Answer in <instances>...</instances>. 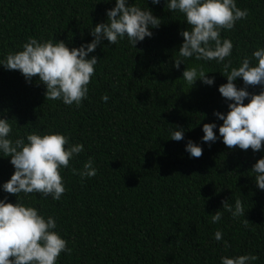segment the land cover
<instances>
[{
    "label": "trees",
    "instance_id": "16d2710c",
    "mask_svg": "<svg viewBox=\"0 0 264 264\" xmlns=\"http://www.w3.org/2000/svg\"><path fill=\"white\" fill-rule=\"evenodd\" d=\"M236 2L248 16L221 32L234 45L226 58L233 66L264 46V0ZM129 3L150 8L161 24L136 48L126 39L118 45L104 40L89 54L98 64L80 107L46 101L38 77L29 82L0 65V116L10 120L13 138L59 132L84 145L61 172L66 191L59 201L38 193L20 198L56 219L71 249L57 264H220L222 256L249 253L258 257L253 264H264V190L251 172L264 151L230 149L222 137L202 140L205 123H216L219 137L223 121L214 113L229 111L218 90L227 83L222 65L193 58L177 69L180 33L188 28L184 16L168 11L165 0ZM114 7L115 0H0V59L21 50L29 37L70 48L90 43V28L107 22L106 11ZM196 65L212 72L214 85L198 80L189 89L182 74ZM235 83L245 86L242 78ZM247 90L258 94L261 88ZM175 127L184 130L183 140L171 139ZM189 140L202 146L199 158L185 150ZM90 158L97 174L82 181L71 169H82ZM10 160L0 157V199L15 204L17 197L2 189L15 171ZM237 199L245 216L233 219L223 204L234 207ZM216 211L222 219L212 223ZM217 230L221 241L214 239Z\"/></svg>",
    "mask_w": 264,
    "mask_h": 264
},
{
    "label": "clouds",
    "instance_id": "9594fccd",
    "mask_svg": "<svg viewBox=\"0 0 264 264\" xmlns=\"http://www.w3.org/2000/svg\"><path fill=\"white\" fill-rule=\"evenodd\" d=\"M159 5L161 0H151ZM170 12H179L188 25L180 35L184 38L179 48V59L175 67L188 59L196 61H215L222 65L220 72L227 78V83L219 87V92L230 103L227 114L219 111L214 115L223 121L219 126V137L214 129L216 123L203 125V142L214 143L222 137L228 148H251L254 152L264 151V46L258 47L251 57H244L238 66H233V43L222 38L223 30L234 29L236 22L246 19L248 10L237 6L236 0H165ZM107 22L91 27L94 39L79 47H69L64 41L37 40L29 37L21 50L10 52L0 59V65L8 70H19L27 81L34 77L46 86V101L61 100L65 105L80 107L88 97L89 84L95 75L98 58L93 53L102 41L118 45L127 40L136 48L146 37L151 38V29L161 24V19L150 8L139 4H130L129 0H115V7L106 11ZM186 65V64H185ZM203 65L186 67L182 79L189 87L200 80L205 85H214L215 77H209ZM242 78L243 88H238L236 81ZM248 86H260L258 94L250 93ZM108 95L102 100L107 102ZM249 102L245 104V100ZM10 120L0 116V157H10L15 171L10 180L2 185L4 192L17 197L15 204L8 202V197L0 199V264H57L61 253H70L67 240L56 231L57 222L53 216L45 217L33 206L26 205L19 194L25 196L38 193L41 198L51 196L59 201L65 193L61 172L68 169L70 160L84 151L82 143L73 144L70 138L59 132L40 134L26 133L19 138L12 137ZM171 139H184V130L175 127L170 130ZM185 150L191 157L199 158L202 146L189 140ZM90 158L83 168H72L74 175L81 180L96 176L97 169ZM255 183L264 190V158H260L252 167ZM223 208L231 213L233 219L245 216L240 199L234 207L226 202ZM222 213L211 215V222L218 223ZM246 221H248L246 219ZM216 241L223 240V234L214 233ZM225 247L227 244L225 243ZM258 257L251 253L235 257L222 256L220 264H253Z\"/></svg>",
    "mask_w": 264,
    "mask_h": 264
}]
</instances>
